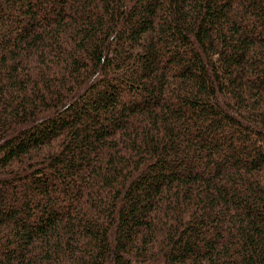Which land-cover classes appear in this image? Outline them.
Masks as SVG:
<instances>
[{
    "label": "trees",
    "instance_id": "obj_1",
    "mask_svg": "<svg viewBox=\"0 0 264 264\" xmlns=\"http://www.w3.org/2000/svg\"><path fill=\"white\" fill-rule=\"evenodd\" d=\"M0 264H264V0H0Z\"/></svg>",
    "mask_w": 264,
    "mask_h": 264
}]
</instances>
